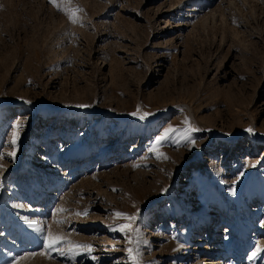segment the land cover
I'll return each instance as SVG.
<instances>
[{
  "label": "rangeland",
  "instance_id": "obj_1",
  "mask_svg": "<svg viewBox=\"0 0 264 264\" xmlns=\"http://www.w3.org/2000/svg\"><path fill=\"white\" fill-rule=\"evenodd\" d=\"M257 247L264 0H0V264H264Z\"/></svg>",
  "mask_w": 264,
  "mask_h": 264
},
{
  "label": "snow or ice",
  "instance_id": "obj_2",
  "mask_svg": "<svg viewBox=\"0 0 264 264\" xmlns=\"http://www.w3.org/2000/svg\"><path fill=\"white\" fill-rule=\"evenodd\" d=\"M51 2L54 3V4H56L57 3V0H51ZM57 7L59 8V5L58 4H57ZM76 11H80V9H76ZM73 22H75V21H73ZM26 103H30V101H27ZM77 107H88V106L87 105H78ZM133 115H136V113H133ZM148 115H151V113H145L144 115H141L140 116V119H144ZM18 126L19 125H17V127ZM171 131H173V129L166 130L163 135L157 137L155 143L156 144H159L161 141L165 140L168 137V135H169V133ZM246 131L249 132V133H251L253 130L251 128H249V129H246ZM12 143L14 144L15 143V140H13ZM9 155H12V153H10ZM233 194H235V193L233 192ZM115 215L117 217H125V218H127L129 220L135 219V217H130V216H128L125 213L117 212V213H115ZM129 227H130V225H121L120 226V230L121 231H124L126 228H129ZM61 243H68V244H70L71 242L70 241H66L64 239V237H62V236H52L51 234H49V236L45 237V247H47V248H54L56 245L61 244ZM73 247L74 248H77V249L80 248V247H85V248H88L90 250V246H85V245H74ZM128 251H129V253H132L133 250L132 249H129ZM262 251H264V249L257 247V250L255 252H253L252 255L253 256H256L259 252H262ZM31 255H35V253H32Z\"/></svg>",
  "mask_w": 264,
  "mask_h": 264
},
{
  "label": "bare ground",
  "instance_id": "obj_3",
  "mask_svg": "<svg viewBox=\"0 0 264 264\" xmlns=\"http://www.w3.org/2000/svg\"><path fill=\"white\" fill-rule=\"evenodd\" d=\"M9 241H11V240H9Z\"/></svg>",
  "mask_w": 264,
  "mask_h": 264
}]
</instances>
